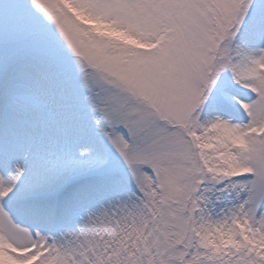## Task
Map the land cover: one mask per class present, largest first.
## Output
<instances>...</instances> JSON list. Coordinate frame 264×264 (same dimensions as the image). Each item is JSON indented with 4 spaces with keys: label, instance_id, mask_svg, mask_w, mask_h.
I'll use <instances>...</instances> for the list:
<instances>
[{
    "label": "snow or ice",
    "instance_id": "snow-or-ice-1",
    "mask_svg": "<svg viewBox=\"0 0 264 264\" xmlns=\"http://www.w3.org/2000/svg\"><path fill=\"white\" fill-rule=\"evenodd\" d=\"M0 264H264V0H0Z\"/></svg>",
    "mask_w": 264,
    "mask_h": 264
}]
</instances>
